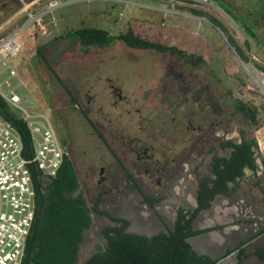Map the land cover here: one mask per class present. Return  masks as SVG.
Listing matches in <instances>:
<instances>
[{
  "label": "flooded vegetation",
  "instance_id": "af4514ba",
  "mask_svg": "<svg viewBox=\"0 0 264 264\" xmlns=\"http://www.w3.org/2000/svg\"><path fill=\"white\" fill-rule=\"evenodd\" d=\"M129 29L131 28L121 33H125ZM115 40L117 39L113 41ZM113 41L103 46H92L88 51L91 48H105ZM117 41L127 49L157 53L159 66L150 65L151 61L141 59L134 61L123 58L130 64H146L154 71V76L147 80L148 88L145 91L141 88L138 89L141 91L138 98L135 96L138 91L136 88L129 94L118 86L115 80L110 77L111 74H107L105 77L106 80L111 81L109 92L114 98L113 108L120 103H126L129 98L134 100L135 105H138L135 112L146 111V118L141 114L139 117L148 120V125H145L143 120H139L137 134H130L127 131L126 126L121 122L122 113H118L117 117H112L102 107H96L87 92L80 89L73 92L58 76L61 83L58 84L56 81L59 90H61L59 95L63 99L66 98V105L63 109L67 108L72 113L73 129L78 131L79 136H82L81 132L86 130L87 135L99 143L97 146L95 145V149L100 150L98 151L100 154H97L100 158L91 168V182L94 186L93 198L87 195L88 186L86 189L84 188L76 167L77 161L74 157L72 138L67 133L66 119L71 115L61 114L58 109H55V104L50 105L53 113L46 114L57 133L65 156L74 168L79 191L85 197L89 207L91 224L86 231L95 230V234L101 240V245L97 249L100 248L102 251H105L107 247L106 235H114L115 230H123L126 234L148 239L161 233L168 234L169 231L175 230L180 215H184V220L191 218L197 207L199 193H205L206 187H216L222 191L214 195L209 202V207L201 210L191 221V229L196 226L198 229H203L201 227L208 222L213 226L221 222L220 228L203 231L196 237L200 239V237L218 231L222 236V242L220 245H216L222 253L220 261L223 264H247L254 256L245 257L241 262H238L237 256L231 255L238 248V246L234 247L238 242L236 241L237 235L229 224L231 215L218 216L212 212V208L213 205L223 200L228 203L238 202L241 194L238 193L237 186L245 177L246 171L253 172L248 167L243 168L242 176L236 175L235 170L228 174L222 171L224 169L222 160L229 161L234 150L225 144L227 142L239 144L242 138L241 132L251 130L249 122L246 129H241L236 124L237 122L224 125L220 119L222 109L219 113L218 103L217 108L214 109L216 114L209 115V112L206 111L207 114L196 117L191 111L187 115L183 114L181 119L174 118L172 112L177 106L174 102L176 95L180 97L181 106L189 103L191 98H196L197 102L198 99L200 101L199 89L203 87L196 83V93L191 97L187 96V92L189 89H193L192 78H202V75L207 77L208 60H205L204 55L194 49L192 52H188L178 48L185 53L178 54L171 50L162 52L154 49L131 48L124 42ZM52 79L54 80V78ZM152 81L159 82L158 85L162 92L157 86L153 87L155 83ZM173 81L179 85L178 92L176 86L170 87ZM61 84L62 86H60ZM205 101L208 102V97ZM61 105L63 106V103ZM200 106L202 104H198V107ZM231 109L233 112L240 113L234 109L233 101ZM170 113L171 115H169ZM54 121L57 123L56 125ZM229 125L233 126V134L226 137L228 134L225 133V130L229 128ZM215 126L222 128L221 134L211 132ZM258 156V152L254 150L253 157L256 166L258 165ZM217 165L219 166L217 167ZM245 201L246 204L252 203V196L250 194L243 196L242 202ZM246 211L247 215L252 214L250 208ZM202 212H210L212 216L201 218ZM149 220L152 221L150 228H143L142 223ZM255 226V222L246 224L243 246L249 247L251 242L253 243L252 240L256 237L253 234ZM190 238L192 237L187 238L188 243ZM192 249L200 255H205L201 253V244L198 248L192 247ZM260 262L264 264V261ZM217 264L219 263L217 262Z\"/></svg>",
  "mask_w": 264,
  "mask_h": 264
},
{
  "label": "rangeland",
  "instance_id": "374dc122",
  "mask_svg": "<svg viewBox=\"0 0 264 264\" xmlns=\"http://www.w3.org/2000/svg\"><path fill=\"white\" fill-rule=\"evenodd\" d=\"M128 1L141 3L147 8L133 7L130 9L128 7L126 9V11H129L127 19L119 20L120 13L124 11V5L117 2V0H75V3L64 5L56 10L54 14L57 27L47 25V29L51 32L50 36L47 39L38 38L37 36L31 37L30 30L24 31L19 37L21 50L18 56L10 61L18 78L17 80H10L11 84L13 86L18 85L17 93L27 97L28 102L33 104V111L51 115L53 110L50 105L55 104V109H58L61 114L71 115L70 118L66 119L67 133L72 138L80 180L85 189L88 186L87 195L92 198L94 196V186L91 182V168L100 158L97 155L100 150L95 149V145L97 146L99 143L89 137L86 130L81 132L82 136H79L78 131L73 129L72 113L67 108L63 109L66 105V98H61L59 95L61 90H59L55 79L51 78L50 73L35 58L36 51L39 49L52 70L73 92H77V89L87 92L88 97H92L95 102V106L102 107L112 117H117L118 113H122L121 122L130 134L138 133L139 120H143L144 124L148 125V120L143 118L146 111L135 112L138 105H135L134 100L129 98L126 103H120L113 108L114 98L109 92L111 81L106 80L105 77L107 74H111L110 77L115 80L118 86L129 92V94L135 88L137 90L141 88L145 91L148 88L147 80L149 77L154 76L153 69L146 64L127 63L123 58L134 61L136 59L151 61L150 65L152 66H159V64L156 57L157 53L127 49L117 40L105 48H91L88 53H82L76 39L70 35L77 29L84 27L100 28L111 35H118L131 28L135 34L146 39L157 40L188 52H192L194 49L196 52L202 53L205 60H208L207 77L202 75V78H192L193 89H189L187 92V96L191 97L196 93V83L203 87L199 89L201 102L199 99L197 102L196 98H191L189 103L181 106L180 97L176 95L174 102L177 106L172 112L176 119H181L183 114L187 115L191 111L194 112L193 115L196 117L207 114L206 111L209 112V115L216 114L214 109L217 108L218 103L219 113L222 109L220 119L224 125L237 122L236 124L241 129H246L249 120L243 114L233 112L231 109V102L234 99H242L257 106L260 116L264 119V96L259 94L255 84L249 80L244 63L242 64L238 58V53H241L242 50L248 58L246 63H249V60L253 58L252 65H255V67L264 66V50H261L264 49V40L261 41L257 37H251L249 32L255 34V31L251 30L255 26V23H251L252 20L254 22L264 20V0H260L257 5L253 6H250L248 0H234L233 2H242L241 6L236 9L233 8L232 1L209 0L211 5L220 8L224 13V15L219 16L221 23L216 22L217 20L201 11H198L201 15L197 13L196 16L205 17L209 23H199L195 19L179 15L164 16L159 11L163 8V4L156 0ZM13 4L8 3V0H0V23L18 8L17 0ZM233 10H235L237 16L233 13ZM235 25L237 27L241 26L244 31L239 30V28L237 30ZM232 34L240 37L241 49L239 40ZM4 78H7V74L0 77L1 80ZM160 82H162V79H160ZM152 83H155L153 87L157 86L162 92L161 87L158 85L159 82L152 81ZM172 86H176L178 92L179 85L173 81V84H170V87ZM140 92V90L136 92L135 96L137 98ZM207 97L208 102L205 101ZM198 104H202V106L198 107ZM128 109L129 111H127ZM202 109L204 110L202 111ZM139 114L143 117L140 118ZM193 119L196 120L195 117ZM54 123L57 124L55 121ZM221 130L222 128L215 126L211 132L221 134ZM225 133L228 134L226 137L232 135L233 126L229 125ZM255 136L258 145L257 152L264 155V127L256 131ZM259 175L260 177L254 179L253 174L246 171L245 177L237 186L238 193L249 196L250 190L253 189L254 191L261 184L262 175L260 170ZM86 176L88 177L86 178ZM249 205L245 201L242 205V212L247 210ZM207 214H210V217L212 216L211 213ZM151 222V220L141 222L142 227L145 229L150 228ZM95 233L93 229L85 231L83 241L79 247L77 264H85L87 259L101 245V240L98 239ZM247 264L262 263L254 257Z\"/></svg>",
  "mask_w": 264,
  "mask_h": 264
},
{
  "label": "trees",
  "instance_id": "16d2710c",
  "mask_svg": "<svg viewBox=\"0 0 264 264\" xmlns=\"http://www.w3.org/2000/svg\"><path fill=\"white\" fill-rule=\"evenodd\" d=\"M14 1L16 0H8V3L14 5ZM190 11L194 15L197 13L201 15L196 10ZM70 35L76 39L82 53H86L92 46H103L117 39L131 48L154 49L162 52L171 50L178 54H185L176 47L145 39L131 29L125 33L111 35L100 28L84 27L73 31ZM238 55L241 60L247 61L242 50ZM35 58L58 84L61 83L39 49L36 51ZM233 103L234 109L249 120L251 130L241 132L242 138L239 144L231 142L225 144L234 150L229 161L222 160L224 165L222 171L228 174L235 170L236 175L242 176L244 167L252 171L256 170L253 157L254 150H258L255 132L264 127V119L260 116L257 106L242 99H234ZM0 113L18 131L25 148L28 149L31 143L25 124L9 112L1 98ZM258 155L264 166V155ZM214 182L217 184L216 181ZM220 191L222 190L216 187H206L205 193H199L197 207L191 218L184 220V215H180L175 230L169 231L168 234L161 233L150 239L129 235L123 230H115L114 235L107 234L105 251L99 248L98 252L92 254L85 264H217L218 261L209 256L195 252L187 242V238L203 232L191 229V221L201 210L209 207L210 200ZM36 204V218L27 239L22 264H77L79 247L83 241L84 232L91 224V217L86 199L79 191L74 168L66 156L56 176L38 184ZM252 255L259 261H264V251L256 250Z\"/></svg>",
  "mask_w": 264,
  "mask_h": 264
},
{
  "label": "built area",
  "instance_id": "2783aa9c",
  "mask_svg": "<svg viewBox=\"0 0 264 264\" xmlns=\"http://www.w3.org/2000/svg\"><path fill=\"white\" fill-rule=\"evenodd\" d=\"M156 1L167 6L159 9L164 16L179 15L199 23H209L205 17H197L190 10L204 12L218 22H221L219 16L224 15L209 0ZM117 2L124 5L119 20L127 19L128 7L147 8L128 0ZM72 3L75 0H17L18 8L0 23V77L7 74V78L0 79V98L9 112L25 124L31 143L26 149L18 131L0 113V264H22L27 239L36 218L38 184L56 176L65 156L47 116L33 111V104L28 102L27 97L17 93L18 85L11 84L10 80L18 78L10 61L21 50L19 37L24 31L30 30L31 37L47 39L51 33L47 25L57 27L56 10ZM238 58L244 63L249 80L264 96V69H261L264 66L252 65L253 58L249 63Z\"/></svg>",
  "mask_w": 264,
  "mask_h": 264
},
{
  "label": "crops",
  "instance_id": "0c3cea01",
  "mask_svg": "<svg viewBox=\"0 0 264 264\" xmlns=\"http://www.w3.org/2000/svg\"><path fill=\"white\" fill-rule=\"evenodd\" d=\"M231 1L233 3L232 6L234 9L239 8L241 6L242 2L239 3L238 1L233 2L234 0H228V2H231ZM259 1L260 0H248V2L251 4L250 6L257 5ZM163 7L166 8L167 6L163 4ZM233 13L237 16V13L235 12V10H233ZM251 23H255V26L251 29L252 31L253 30L255 31V34L249 31L251 33V37H257L261 41L264 40V20L257 21V22H254L252 20ZM222 26H225V25H222ZM238 28L239 30L244 31V29L241 26L239 27L236 26L237 30ZM232 35L239 40V47L241 48L240 37L235 36L234 34ZM247 41H248V37H247ZM261 50H264V49H261ZM257 161H258V165L256 166V170H254L251 173L253 174V178L256 179L260 177L259 175V170H260L262 176H261V184H259L254 191L253 189L250 190V195H252V203H250L249 208L252 210L251 211L252 214L247 215L246 210L242 212L243 195H241L242 197L240 196V200L238 202L235 201L234 203H228L226 200H223L213 205V208H212V212L218 216H221L224 214L226 215L228 214V216L231 215L229 224L231 225V229L237 235L236 241H238L237 244L234 243L235 244L234 247L238 246L237 251L235 253H232L231 255L232 256L236 255L237 256L236 260L238 262H241L242 259H244L245 257L254 256L252 255V253H254L256 250L264 251V166H262L260 158H258ZM207 213H210V212H207ZM207 213L202 212L200 217L201 218L210 217V214H207ZM250 222L256 223V226L254 227V230H253L254 231L253 234H255L256 237L255 239L252 240L253 243L251 242L249 247H245L243 246V243H244L243 236L246 230L245 226L247 223H250ZM216 224L213 226L212 224H210V222H208L206 225L201 227L203 229H198L197 226L194 224L196 227L193 230L207 231V230L217 229L221 227L220 226L221 222L216 223ZM221 242H222V236L220 235V233H218V231H214L213 233H210L204 237H200V239L194 236V238L192 239V246L194 249H196L201 244V248H202L201 253L209 256L213 260H216L222 263V261H220V258L222 257V253L218 250L217 248L218 246H216V245H220ZM250 246H251V249H250ZM237 252H238V255H237ZM254 257L256 258V256ZM256 260L259 261L257 258Z\"/></svg>",
  "mask_w": 264,
  "mask_h": 264
},
{
  "label": "water",
  "instance_id": "95a60500",
  "mask_svg": "<svg viewBox=\"0 0 264 264\" xmlns=\"http://www.w3.org/2000/svg\"><path fill=\"white\" fill-rule=\"evenodd\" d=\"M194 237H192V238H190L188 241H189V243H190V245L192 246V239H193ZM193 247V246H192ZM219 264H223V263H220V262H218Z\"/></svg>",
  "mask_w": 264,
  "mask_h": 264
}]
</instances>
